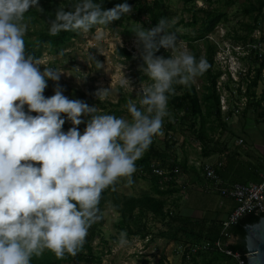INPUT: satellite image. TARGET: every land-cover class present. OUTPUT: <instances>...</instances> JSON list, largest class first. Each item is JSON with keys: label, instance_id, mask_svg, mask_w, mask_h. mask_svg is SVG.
I'll return each mask as SVG.
<instances>
[{"label": "clouds", "instance_id": "1", "mask_svg": "<svg viewBox=\"0 0 264 264\" xmlns=\"http://www.w3.org/2000/svg\"><path fill=\"white\" fill-rule=\"evenodd\" d=\"M32 8L44 11L38 0H0V264H31L46 250L58 259L77 255L89 229L104 218L103 193L122 180L131 186L136 162L154 137L164 135L175 86L190 85L209 68L205 58L197 59L178 42L170 30L174 20L161 17L150 29L139 24L132 30L133 59L142 61L139 71L151 83L136 90L138 102L129 98L130 118L100 114L96 105L65 96L59 85L63 73L27 51L25 14ZM132 11L127 2L104 9L94 0H76L56 10L49 31L95 28L101 39L111 22ZM160 49L171 55H157ZM49 80L56 87L46 97ZM119 84L133 90L126 77ZM94 95L107 99L111 89L100 88ZM66 120L72 127L64 131ZM127 243L121 232L117 246Z\"/></svg>", "mask_w": 264, "mask_h": 264}, {"label": "trees", "instance_id": "2", "mask_svg": "<svg viewBox=\"0 0 264 264\" xmlns=\"http://www.w3.org/2000/svg\"><path fill=\"white\" fill-rule=\"evenodd\" d=\"M75 2L76 0H38V6L43 8L44 11L41 12L36 8H32L25 14L29 17V20H31L33 26L35 24H40L42 26V28H34V31H32L36 35L35 38H31L30 34L32 32L29 33V36H25L26 49L29 53L39 58L43 52L44 46L48 45L52 49L58 50L79 35L80 32L76 31H60L55 35L51 34L49 31L50 22L55 18L56 10L58 8H68ZM94 2L102 3L104 9H110L117 4L125 2L129 5H133L138 13L139 21L144 14L148 16V19L144 20V24L142 25L145 29L154 27L161 17L167 19L171 17L169 9L164 6L165 0H94ZM183 2L185 6L188 7L187 10L191 11V5L195 3V0H184ZM263 8L264 0L251 2L246 8L249 14L257 12V15L254 16L255 23H247L246 28L249 31L248 35H250L254 29L258 28L257 21L258 17L263 13ZM204 12V17L202 19L195 13L192 20L184 23V26L187 27L196 26L198 22H201L198 28L199 33L192 38H190L187 33L182 36L187 39L190 38V41L198 39L206 41L205 57L201 54L199 48H197L198 45H193V49L197 59L203 57L209 65L208 70L205 72L207 84L204 85L202 96L199 95L193 82L188 86H175V94L170 96L168 102V107L171 108L169 111L172 119L170 121L168 118H165L163 125V129L166 131V147L162 148L161 145L157 143L158 136L154 137L150 148L144 153L142 158L136 162V174H138L140 178L150 181L151 191L142 195L120 194L115 187V190L110 188L103 193V198L100 202L101 210L103 211L104 207L109 203L113 205L115 211L120 214L117 226L126 232V237L138 235L141 238H145L151 234V230H149L146 223L149 217L164 224V227L160 228L157 236L163 237L178 245H196L205 241H215L220 237L222 222L211 221L208 223L207 221L182 216L177 211L173 212L167 209V197L177 192L176 186L179 172H176L175 168L179 167L180 169V166L181 168L187 167V159H181L178 152L172 149V139L174 137L170 132L175 130V124L181 119L183 124L188 121L191 131L194 133L196 140L201 143V148L203 150L205 144L209 141L210 132L215 131V126L227 125L221 110L220 92L217 89V81L223 71L213 68V58L217 51V45L209 41L207 37L209 33L215 30L221 21L227 19V13L218 8L205 9ZM125 16L130 18V16ZM122 18H124V16L120 19ZM180 22L183 23L184 21L181 20ZM179 25L180 23L172 24L170 28L171 31L176 33L177 38L181 35L179 31L176 30ZM94 29L95 28H93V30ZM132 30L133 29L126 30V33L132 34ZM247 37L248 36L235 35L237 41H246ZM118 51L123 56L125 55L127 58L131 59L134 63L139 65L142 63L139 58L133 59L135 53L132 50H128L127 46H119ZM157 55L167 56L171 55V52H165L164 49H160ZM263 69L264 60L260 62L259 67L256 68L255 75L246 84V91L243 93L240 86L237 89V98L239 101L243 94L247 98L245 109L261 110L259 114L264 112V87L260 95L257 93L259 82L263 79ZM143 79L149 80L145 75H143ZM100 114H111V112L108 111L106 113L103 111L100 112ZM80 125L78 126L79 131L81 128ZM83 125L86 127L85 123ZM71 127L72 124H64L63 130L67 131ZM155 168L162 169L167 173L160 175L155 172ZM262 215L263 214L256 215L255 213H247L236 224L232 225L229 232L236 240L234 243H230L228 247L242 254L246 253L247 250L244 242L246 235L245 225L257 222ZM102 220L89 229L86 242L77 255H67L64 259H58L52 252L46 250L41 257H33L31 264H79L82 261H94L96 264H101L102 257L101 255L95 254L91 241L99 235V226L102 224ZM183 259L187 261L184 264H215L220 260H229L231 264H235L230 256L218 251H201L192 255L190 259H187L186 255H184Z\"/></svg>", "mask_w": 264, "mask_h": 264}, {"label": "rangeland", "instance_id": "3", "mask_svg": "<svg viewBox=\"0 0 264 264\" xmlns=\"http://www.w3.org/2000/svg\"><path fill=\"white\" fill-rule=\"evenodd\" d=\"M183 1L184 0H165L164 6L169 9V12L171 13L169 20H174V24L180 23L176 29L181 34L177 38L178 42L182 43L193 54V45H198L197 48H199L201 54L204 57L206 56L207 43L205 40H189L199 33L198 28L200 27L201 22H198L196 26L187 27L184 26V23L192 20L195 13L202 19L204 17L205 9L218 8L227 13V19L221 21L215 28L214 32L207 35L210 36L209 41L212 43L219 42L222 39L224 41H237L235 39V35L248 36L246 41L252 40L258 36H263L264 38V8L263 13L258 17V28L254 29L250 35H248L249 31L246 28L247 23H255L254 16L257 15V12L249 14L246 11V8L251 2H256L257 0H195V3L191 5V11L187 10L188 7L185 6ZM131 7L133 11L130 15H127L130 16V18L124 16V18L119 21L111 22L107 26L108 28L104 29L105 35L101 39L96 38V29H92L88 33L80 32L77 37H74L68 44L62 46L58 50H54L48 45L44 46L43 52L41 56H39L43 65L52 67L63 73L60 77L59 85L63 89V94L69 99H80L85 101L90 106L96 105L99 113L103 111L107 113L109 111L112 115L117 117L122 116L125 118H130L126 110V104L129 98L135 99L138 102V97L135 96L136 90L139 89L142 84L147 85L151 83L150 80L143 79L144 74L139 71V64L134 63L131 59L127 58L125 55L123 56L118 51V47L122 45L127 46L128 50L133 49L136 54V47L134 44L135 33L133 31L132 34H129L126 33V30L137 28L139 24L143 25L144 20L148 19V16L144 14L142 19L139 21L138 13L135 10V7L133 5H131ZM25 17L26 22L29 25L26 35L29 36V33L34 31V28H42L40 24H35L33 26L29 17L27 15H25ZM181 20L184 22L181 23ZM186 33L189 34V39L182 36ZM221 34L224 36L222 37ZM30 36L31 38L36 37L33 32ZM261 44L264 49V41H262ZM216 55L217 51L213 58V68L215 70L222 71L223 67L217 62ZM92 57H95V59ZM97 60L104 65L102 69L97 67ZM259 64V60L252 58L246 62V69L247 66H250L249 70H251V72L253 70L255 71L256 68L259 67ZM43 65L40 66L41 70H43ZM262 76L263 79L259 82V86L257 88V93L259 95L264 87V69ZM124 77L131 81L133 90L131 88L125 89L120 86L119 81ZM205 78L206 73L202 76H198L193 82L200 96H202V93L204 92V85L207 84V80ZM226 79V74L222 75L219 77L217 84L219 85V82L226 81ZM249 79L250 77L247 79L244 78V81L246 80L244 82L245 87L249 82ZM55 87L56 83L49 80L48 87L46 88L44 95L46 97L54 95ZM109 87L111 89V95L107 99L101 100L95 97L94 93L98 89ZM227 87L230 88L229 90L231 91L234 88L236 89L237 86H235L234 83L229 82ZM232 93H234V96ZM229 94L231 95L229 96V101H231L232 105L235 106V101L238 102L236 93L232 90ZM244 102H246L245 98ZM25 110L27 111V105H25ZM32 115H36V113H32ZM63 115L64 114H62V116ZM88 118L89 117H82L85 121ZM186 122L187 123L183 124L181 119L175 124V130L170 132L174 137L172 139V149L178 152L180 158H182L183 146L186 145V143H189L191 144V147H197L198 149L199 142L196 143V141H194L196 139L194 133L191 131L188 121ZM65 124L70 125L71 122L66 120ZM83 124L84 123L80 125L81 134H83L85 128ZM163 132V136L157 137V143L160 144L162 148L166 147V131L163 129ZM182 169L183 168L180 166L181 171ZM133 181L134 183L131 186H127L126 182L122 180L117 184L116 190L120 194L135 195H142L151 191L149 180L142 179L135 173L133 175ZM212 195H215L216 197L215 204L220 205L219 196L214 193ZM167 199V209L175 212L177 204L176 193L172 196H168ZM226 201L227 200L224 202ZM103 213L104 218L102 220V224L99 226L100 233L93 241H91L95 254L101 255L102 257L101 264H184L187 262L183 259L182 252L178 250L184 245H178L163 237L157 236L160 228L164 227V224L152 219L151 217L146 220L147 226L149 227V230H151V234L145 238H141L138 235L126 237L128 243L123 247H118L117 243L120 233H126L117 226L120 214L115 211L113 205L110 203L104 207ZM235 240V237L232 238L233 242H235ZM79 264L96 263L94 261H82ZM215 264L231 263L229 260H220Z\"/></svg>", "mask_w": 264, "mask_h": 264}, {"label": "crops", "instance_id": "4", "mask_svg": "<svg viewBox=\"0 0 264 264\" xmlns=\"http://www.w3.org/2000/svg\"><path fill=\"white\" fill-rule=\"evenodd\" d=\"M242 85L244 86V80ZM240 101L238 100L240 104L238 114L232 112L227 115L222 112L227 125L215 126V131L210 132V138L204 150L200 142L198 143L199 150L197 147H191L189 143L184 145L181 159H187V167L182 171L179 169L176 186V211L180 215L208 223L222 222L236 205L234 200L226 199L227 201L224 202L225 200L217 191L207 189L209 181L202 169L204 162L223 161L219 173L226 183L262 180L264 112L259 114L261 110H246L242 104L244 101ZM194 141L198 142L196 139ZM213 193L219 196L220 205L215 204L216 197L212 195Z\"/></svg>", "mask_w": 264, "mask_h": 264}, {"label": "built area", "instance_id": "5", "mask_svg": "<svg viewBox=\"0 0 264 264\" xmlns=\"http://www.w3.org/2000/svg\"><path fill=\"white\" fill-rule=\"evenodd\" d=\"M221 36L223 37L224 35L221 34ZM207 37L210 39V36ZM262 38L263 36H258L246 42L224 41L223 39H219L220 43L214 42L217 45L216 60L224 70H222L223 73L221 76L224 74L227 76L226 81L219 82V85L217 84V89L220 92L221 110L227 115L229 112H233L235 114L240 112L239 102L235 101L236 105L234 106L231 101H229V96H231L229 92H232L233 90L236 93L237 98V89L239 86L241 87L243 93L246 91V87L242 85L244 78L247 79L250 77L251 79L255 75L256 70L251 72V70H249L250 66H247L246 69V62L252 58L259 60L260 62L264 60V49L261 44L262 41H264V38ZM131 50L134 51L133 49ZM229 82L234 83L235 86H237L236 89L234 88L230 91V88L227 87ZM232 94L234 96V93ZM244 98L247 102V98L245 96L242 97L241 100L244 101ZM246 102H242V104L245 106ZM241 141L242 140H240V142ZM222 166L223 161L204 162L202 164L204 175L209 181L207 189L217 191L223 200L232 199L236 203L228 217L222 221L220 237L215 241H205L196 245H184L178 250L182 252L183 256L186 255L187 259H190L192 255L201 251H218L230 256L235 264H247V256L249 253L246 252L242 254L239 251H234L228 247L230 243H234L232 241L234 236L230 234L229 229L247 213L260 215L264 212V166L262 180L259 182L251 181L247 183H226L219 173V169ZM175 171L179 172V167H176ZM155 172L160 175L167 173L159 168H155Z\"/></svg>", "mask_w": 264, "mask_h": 264}, {"label": "water", "instance_id": "6", "mask_svg": "<svg viewBox=\"0 0 264 264\" xmlns=\"http://www.w3.org/2000/svg\"><path fill=\"white\" fill-rule=\"evenodd\" d=\"M257 222L245 225L247 264H264V212Z\"/></svg>", "mask_w": 264, "mask_h": 264}]
</instances>
